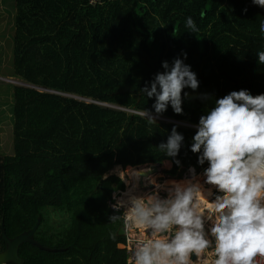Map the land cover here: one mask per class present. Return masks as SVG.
I'll list each match as a JSON object with an SVG mask.
<instances>
[{"label":"trees","instance_id":"1","mask_svg":"<svg viewBox=\"0 0 264 264\" xmlns=\"http://www.w3.org/2000/svg\"><path fill=\"white\" fill-rule=\"evenodd\" d=\"M13 4L12 73L29 86L8 83L12 153L0 157V251L1 225L13 238L39 219L34 239L47 249L22 244L23 264H127L118 247L124 237L116 235L121 213L107 205L124 183L110 170L161 164L167 158L156 146L173 125L183 134L184 147L181 167L172 165L166 173L181 178L195 166L187 147L192 126L214 99L240 88L252 95L264 92V65L256 57L264 50V8L250 0ZM188 16L198 31L185 26ZM182 52L198 87L182 89L181 114L169 105L162 114L153 113L161 121L149 122L139 110L152 111L154 97L139 89L163 71L162 61L171 64ZM200 94L210 99L201 100ZM50 209L66 211L68 223L46 236L41 229L49 228L44 212ZM112 215L118 219L110 221Z\"/></svg>","mask_w":264,"mask_h":264},{"label":"clouds","instance_id":"2","mask_svg":"<svg viewBox=\"0 0 264 264\" xmlns=\"http://www.w3.org/2000/svg\"><path fill=\"white\" fill-rule=\"evenodd\" d=\"M250 2L264 8V0ZM185 26L198 31L191 16L185 17ZM260 27L264 31V19ZM186 57L182 52L171 64L162 61L163 71L139 89L145 97H154L152 111L139 110L149 122H155L153 113L162 114L169 105L181 114L182 89H197L199 81L184 62ZM256 57L264 65V50H258ZM183 97L189 93L184 91ZM199 99L210 97L200 94ZM193 127L187 147L195 154V166L189 165L179 179L160 181L158 174H150L142 180L145 187L151 186L147 193H125L129 226L142 230L146 237L136 244L130 264H194L195 256L209 251L211 264H258L257 257L264 258V92L252 95L248 88L231 90L215 98ZM156 147L167 158V167H181L178 155L184 136L175 125ZM145 171H123L129 192L138 188ZM111 207L115 210L117 204ZM109 219L115 221L118 216Z\"/></svg>","mask_w":264,"mask_h":264},{"label":"rangeland","instance_id":"3","mask_svg":"<svg viewBox=\"0 0 264 264\" xmlns=\"http://www.w3.org/2000/svg\"><path fill=\"white\" fill-rule=\"evenodd\" d=\"M93 0H90L92 2ZM95 1V0H94ZM13 0H0V157L4 155H9L12 153V133H11V119H10V111H9V103L7 99L11 97L12 89L11 86L8 84L16 85V86H29L20 80L19 78L15 77L12 73V65H11V35L13 33V16H14V9H13ZM102 106H110L106 104H100ZM155 120H162L160 118H155ZM179 125L183 127L191 128L189 124L180 123ZM193 127V126H192ZM140 166H148V164L140 165ZM126 169L130 168H113L110 170V173H115L118 177L123 180V176ZM170 168L164 164V161L159 164L158 168V176L160 181L167 180L169 175L166 173ZM186 172L183 173L185 175ZM127 179V178H125ZM124 187L125 190L128 191V187H131L128 184H125L124 180ZM151 187L139 186V189L133 190L131 193L133 195H143L150 190ZM163 194V193H161ZM45 219L49 228L41 229V233L48 236L53 234L55 230H58L61 226L66 225L68 223V213L66 211H54L52 209L44 212ZM36 223V222H35ZM44 223L42 222V225ZM34 226V225H33ZM32 226V227H33ZM31 227V228H32ZM30 228V229H31ZM29 229V230H30ZM26 230V231H29ZM25 232V231H24ZM141 234H145L142 230H140ZM38 237L35 233L34 237ZM120 247V245H118ZM212 253L206 252L201 256H195L194 264H204L203 262H210L211 263Z\"/></svg>","mask_w":264,"mask_h":264},{"label":"built area","instance_id":"4","mask_svg":"<svg viewBox=\"0 0 264 264\" xmlns=\"http://www.w3.org/2000/svg\"><path fill=\"white\" fill-rule=\"evenodd\" d=\"M125 192H126L125 187L123 190H113L111 193L110 200L107 202V205L111 210L121 213V217L123 220L122 227L124 229L123 250L126 255V262L127 264H130V257L135 249L136 244L144 240L146 237L145 234L140 233V229L129 226V222L126 216L128 196L125 195ZM114 194H116L115 197ZM118 201H122L125 206L124 207L119 206V203H117ZM113 204H117V208L115 210L113 209V207H111V205ZM257 261L258 264H264V258L262 257H257ZM207 264H211V263L209 262Z\"/></svg>","mask_w":264,"mask_h":264},{"label":"water","instance_id":"5","mask_svg":"<svg viewBox=\"0 0 264 264\" xmlns=\"http://www.w3.org/2000/svg\"><path fill=\"white\" fill-rule=\"evenodd\" d=\"M153 166H159V164H154ZM38 225L39 219H37L36 223L29 231L22 232L13 238H8L6 236L3 226L1 225V237L5 246L4 249L0 252V262H2L3 264H23L24 260L18 254L19 247L23 243H30L40 249H45L34 240V233ZM116 235H124V229L122 226L118 227Z\"/></svg>","mask_w":264,"mask_h":264},{"label":"bare ground","instance_id":"6","mask_svg":"<svg viewBox=\"0 0 264 264\" xmlns=\"http://www.w3.org/2000/svg\"><path fill=\"white\" fill-rule=\"evenodd\" d=\"M128 168H130V167H128ZM158 168H159V166H151V167H146V166H139V167H132L131 169H135V170H139V169H148V171H145L144 173H143V175L141 176V183L138 185V188H132L131 189V191L129 192V188L130 187H128V191H126L127 193H128V195H133L131 192L133 191V190H138L139 189V186L141 185V186H144L143 185V183H142V180H143V177H146V176H148V175H150V174H159L158 173ZM169 178H175V177H171V176H169L168 177V179ZM175 179H179V178H175ZM148 187H151V186H148ZM125 192V193H126ZM124 243V242H123ZM123 243H121V244H119L120 245V249H123ZM204 264H207L208 262H203Z\"/></svg>","mask_w":264,"mask_h":264},{"label":"crops","instance_id":"7","mask_svg":"<svg viewBox=\"0 0 264 264\" xmlns=\"http://www.w3.org/2000/svg\"><path fill=\"white\" fill-rule=\"evenodd\" d=\"M127 167H130V166H127ZM126 167V168H127ZM137 167H139V166H137ZM114 168H118V169H120L121 167L120 166H115ZM132 167H130V169H131ZM111 172V171H110ZM115 174V173H114ZM125 186V185H124Z\"/></svg>","mask_w":264,"mask_h":264}]
</instances>
